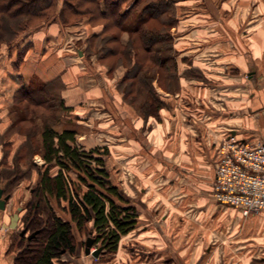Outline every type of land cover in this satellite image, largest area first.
I'll use <instances>...</instances> for the list:
<instances>
[{"label":"rangeland","instance_id":"374dc122","mask_svg":"<svg viewBox=\"0 0 264 264\" xmlns=\"http://www.w3.org/2000/svg\"><path fill=\"white\" fill-rule=\"evenodd\" d=\"M112 2L126 9L128 16L117 20L118 13H109ZM56 3L41 16L25 18L20 26L16 20L0 14V158L5 157L6 165L12 166L18 152L19 156L29 154L18 160L27 174L21 178L13 202L19 195V206L25 207L32 196L31 187L48 164L42 158L43 127L57 131L71 128L79 148H99L94 156L102 157L104 166L94 160L91 164L105 169L107 184L116 186L124 199L122 203L135 207L138 215L137 227L121 236L117 250H101L96 257L84 254L86 238L95 235H89L85 228H73L75 250L62 255L58 264H154L147 263L146 258L151 259L152 255L142 245L163 244L166 238L186 248L198 242L199 259L204 256L206 264H252L247 261L258 253L264 257V250L245 252L230 245L233 237L226 231L214 232L211 242L219 245L211 248L212 244L194 233L196 217L189 213L198 200H192L194 190L211 195L214 171L208 172L206 178L203 177L206 174L198 172V182L188 180L185 185L159 188L158 171L150 170L147 174L153 173L155 178L148 182L151 187L147 193L156 195L158 202L154 199L147 205L158 212L139 214L138 200L128 196L133 191L135 175L130 169L133 155L128 153L130 144L126 138V133L129 130L132 133L144 117L150 116L152 123L159 119L164 99L172 101L170 116L175 108L181 113L179 103L188 105L195 80L208 77L215 85L210 86L209 93H200L195 113L201 125L212 120L213 114L222 119V109L208 115L211 110L205 109V105L209 107L213 101L221 108L222 105L237 108L244 104L245 97L246 102L250 99L254 88L264 89V0H57ZM65 3L73 4L77 10L66 9ZM151 4L152 11L147 9ZM63 6L65 10L61 12ZM102 9L109 14L105 15ZM147 14L150 17L141 21ZM109 50L113 53L107 55ZM36 58L38 61L33 62ZM197 65L206 75L197 70ZM251 65L252 70L257 69V75L238 72L240 67L249 70ZM258 75L262 76L259 81L255 79ZM249 79L253 88L250 85L243 90L238 88ZM48 81L51 82L46 84ZM79 82L88 88L85 98L78 90ZM180 82L183 95H179ZM224 85L227 89H223ZM64 94L71 103L67 109L62 107L66 102L62 99ZM225 101L230 103L225 105ZM143 159L136 156V164ZM28 163L32 165L29 169ZM56 170L57 166L51 165L50 172ZM183 173L184 178L190 174ZM68 175L77 179L73 170ZM140 175L135 179H141ZM180 196L183 198L179 200ZM52 204L60 216L68 219L59 205L54 201ZM216 204L221 205L217 200ZM238 210L242 216L249 215ZM86 227L91 229V223ZM159 229L166 236L160 235ZM262 232L263 235L254 237L257 244L264 246V226ZM98 247L94 242L91 249ZM186 248L182 253L162 250V263L171 264L170 258H178L180 253L182 263L189 264L194 251ZM14 256L13 250L0 244V264H11Z\"/></svg>","mask_w":264,"mask_h":264},{"label":"crops","instance_id":"0c3cea01","mask_svg":"<svg viewBox=\"0 0 264 264\" xmlns=\"http://www.w3.org/2000/svg\"><path fill=\"white\" fill-rule=\"evenodd\" d=\"M152 5L153 4L149 5L147 9L152 11L154 9L152 8L154 5ZM32 61L37 62L38 60L36 58L34 60L32 59ZM32 61L31 63H33ZM36 66H38L40 70L38 63ZM246 68L247 67H240L238 72L243 70V72H252L257 75V69L252 70L254 69L252 65L249 67V70H246ZM188 69L190 68H186V70ZM197 70L206 75L205 71L201 67L198 66ZM260 78H262V76L258 75L255 79L259 81ZM195 81L197 82L195 86L190 87L191 95L189 96L190 99L187 103L190 106L184 104V102L179 103V105L182 106L181 113H179V109L175 108L174 104L173 109H175L173 110V114L170 116L168 113L170 112L172 101L170 102L164 99V105L162 108H159V119L157 121L152 123L150 116L144 117L137 128H134L133 126L134 130L132 133L130 130L128 133H126V138L128 139L127 143L128 145L130 144V152L128 153L132 152L133 155V163L130 165V169L135 175V178L136 175L138 176L139 173L141 174V179L136 180L134 178L132 183L133 191L131 194L129 192L128 196L131 197L133 201L134 199L138 200L139 205H136L140 206V208H138V212L139 214L141 213V215L143 213L157 214L158 212L156 209L153 210L151 208L152 206L149 207L147 205L149 202L154 201V199L156 202H158V199L155 198L156 195L153 194V197L151 196L152 194H148L151 187L148 182L151 181V178H155L153 173H150L149 175L147 174V172L150 170L158 171V175L156 176L159 178V188H161V186L170 188L172 186H179L180 184L185 185L184 183H187L188 180H197L198 182V179L200 178H198V172H203V174H206L203 176L205 178L208 177V172L213 173L217 158L216 147L226 134H235L236 137L242 140L264 141L263 87L262 89L258 87L254 88V90L250 92V99H248L246 102L245 97L244 104H241L238 107L236 106L237 108L228 109L223 105L221 108L216 106V104H213V101L211 106L208 107L205 105V109L211 110L208 115L213 114L216 109H222V119L219 116L216 118L213 114V118L210 117L212 120H209L205 125H201L200 122H198V116L196 115V113H198L197 110L199 109L198 100L201 97L200 93L201 95H205L206 92L209 93V89H211L210 86L213 84V82L208 77L205 80L203 79V81ZM182 85L183 84L180 82L179 95L184 94ZM249 85L250 88H253L254 86L250 79L249 82L247 81L243 86L239 85L238 88L243 90L245 86ZM213 86L215 85L213 84ZM85 87L86 86L84 84L79 82L78 90L84 96L82 98H85L86 91L88 90V88ZM92 88L93 87L90 86V90H92ZM223 89H227L225 88V85L223 86ZM62 98L65 99V104L67 103L68 105V103H70L67 101V96L65 94L62 96ZM79 102L81 103V101ZM79 102L77 101V103ZM229 103L230 102L227 101L224 102L225 105ZM171 144L174 147H172ZM156 154L158 157H156ZM140 155L143 156L144 159L140 163L136 164V156L138 157ZM170 171L174 173H170ZM183 172H189L190 174H186L187 176L184 178ZM195 174H197V177L194 178ZM197 191L198 190H194L195 194L194 199L192 200H198L196 201V205L190 208L189 213H191V216L196 217V223L192 222L194 233L198 236H201L203 240L207 241L209 243L208 245L212 244L210 248L213 247L214 244L219 245L217 242H211L214 232L226 231V233L230 234V237H233V240L231 241L234 242H231L230 245L237 247L239 251L246 252L247 250H253L256 252L257 250H264V246H262V244L256 243V237L263 235L262 229L264 226V211L252 213L248 216H242L237 208L224 204H216V200L214 199L212 191L211 195L199 194ZM136 192H138L137 195L135 194ZM182 198L183 197L180 196L179 200ZM165 217V215L162 216V218ZM218 228H220L222 231H219L220 229ZM160 231L161 230L159 229V234L161 233L160 235L166 236L162 231ZM254 235L256 237H254ZM142 247L148 255H152L151 259L146 258L148 259L147 263L153 262L154 264H163V260L161 258L162 250L172 251L174 253H182V251H185L184 248H186V245L183 246L179 242H168L166 238V241L163 244L156 243V246L143 244ZM188 248L189 247L186 249L188 250ZM191 248L194 253H191L192 255L190 262L188 263L200 264V262H202V264H206V262L203 261L204 256L201 258V260L199 259L198 252L200 247L198 242H195L194 247L190 246L189 249ZM179 255L180 253L178 254V258L177 256L174 257L172 255L173 257L170 258V263L185 264V262L182 263V261L179 259V257L182 259V254L181 256ZM257 255L258 256L254 257V259H250L247 262L252 264H264V257H262L260 253Z\"/></svg>","mask_w":264,"mask_h":264},{"label":"trees","instance_id":"16d2710c","mask_svg":"<svg viewBox=\"0 0 264 264\" xmlns=\"http://www.w3.org/2000/svg\"><path fill=\"white\" fill-rule=\"evenodd\" d=\"M56 1L0 0V14L16 20V24L20 26L25 18L43 15L48 8L55 7ZM65 5L70 11L77 10L73 4ZM116 5H110L112 12L109 10V13H118L117 20L126 18V9L122 10L121 5ZM64 7L60 8L61 12L65 10ZM97 7L99 6L97 5L95 10ZM102 11L105 15L109 14L105 9ZM148 17L149 14L145 15L141 21ZM110 53L112 54L113 50H109L107 55ZM62 107L67 109L71 106L63 102ZM41 145L42 158L48 164L31 187L32 196L24 215V222L37 233L27 242L12 264H58L62 255L72 254L75 250L73 228H85L89 235H95L92 237L93 243L99 244L102 251H116L121 236L137 227L138 215L135 207L122 203L124 199L117 187L107 184L105 169L91 164L94 160L104 166L103 158L94 156V152L99 148H79L75 131L71 128L57 131L51 127H43ZM19 154L18 152L12 166L6 165L5 157L0 158V163L6 171V177L20 183L27 173L23 171V165L18 160L29 154ZM53 164L57 166L55 173L50 172ZM30 167L32 165L28 163L27 169ZM70 170L77 173L76 180L68 175ZM51 200L60 206L68 215V219L55 211ZM87 223H91V229L86 227Z\"/></svg>","mask_w":264,"mask_h":264},{"label":"built area","instance_id":"2783aa9c","mask_svg":"<svg viewBox=\"0 0 264 264\" xmlns=\"http://www.w3.org/2000/svg\"><path fill=\"white\" fill-rule=\"evenodd\" d=\"M216 154L214 198L245 215L263 210L264 141L242 140L229 133L217 145Z\"/></svg>","mask_w":264,"mask_h":264},{"label":"flooded vegetation","instance_id":"af4514ba","mask_svg":"<svg viewBox=\"0 0 264 264\" xmlns=\"http://www.w3.org/2000/svg\"><path fill=\"white\" fill-rule=\"evenodd\" d=\"M4 170L0 163V202H2V208L0 207V244L7 245L8 249L15 252L12 264L27 242L35 237L37 231L30 229L24 222L27 204L25 207L19 206V195L13 202V196L19 190L20 183L17 180L8 179ZM13 220L14 226L10 227Z\"/></svg>","mask_w":264,"mask_h":264},{"label":"water","instance_id":"95a60500","mask_svg":"<svg viewBox=\"0 0 264 264\" xmlns=\"http://www.w3.org/2000/svg\"><path fill=\"white\" fill-rule=\"evenodd\" d=\"M0 207L2 208V202H0ZM15 218H16V215H15ZM13 226H14V220L10 224V227H13ZM92 244H93V238L91 236H88L86 238L85 245H84V254L86 255L91 254L96 257L101 252L102 248L98 247L92 250L91 249Z\"/></svg>","mask_w":264,"mask_h":264}]
</instances>
